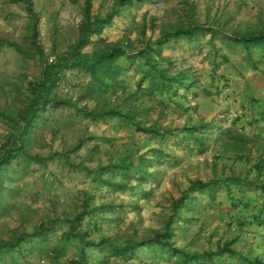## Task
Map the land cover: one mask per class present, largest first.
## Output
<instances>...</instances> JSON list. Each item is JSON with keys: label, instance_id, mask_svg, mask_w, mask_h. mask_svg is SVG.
<instances>
[{"label": "rangeland", "instance_id": "374dc122", "mask_svg": "<svg viewBox=\"0 0 264 264\" xmlns=\"http://www.w3.org/2000/svg\"><path fill=\"white\" fill-rule=\"evenodd\" d=\"M32 1L43 55L10 45L31 47V22L23 0H0V145L30 81L75 43L83 19L84 0ZM118 2L93 0L94 15L116 14L83 52H122L95 75L65 70L52 94L63 102L40 112L24 151L0 166V242L25 236L0 264H68L82 248L89 264H264V46L233 47L224 36L263 31L264 0ZM162 37L160 54L145 48ZM196 179L212 184L190 192L171 226L184 258L149 239ZM84 197L79 230L96 244L64 235ZM43 224L49 230L32 235Z\"/></svg>", "mask_w": 264, "mask_h": 264}, {"label": "trees", "instance_id": "16d2710c", "mask_svg": "<svg viewBox=\"0 0 264 264\" xmlns=\"http://www.w3.org/2000/svg\"><path fill=\"white\" fill-rule=\"evenodd\" d=\"M26 4V10L29 15L30 25L32 28L31 35L27 38L31 47L25 48L21 44L12 42L10 45L15 47L19 52L24 55H29L31 52L43 55L44 51L38 40V29L37 21L39 19L38 14L34 10V4L32 0H23ZM133 0H119L117 5H124L127 2ZM141 1V0H138ZM92 3L93 0H84L83 5V19L78 27V37L75 43L70 46L66 51L57 53L53 58H48L44 61L41 72L39 76L29 83V89L31 97L28 104L19 111L17 116L7 117L8 122L11 125V131L7 137L5 143L0 145V166L4 163L9 162L13 155H16L19 151H24L26 145V135L30 132V129L33 127L35 119L38 117L41 111L45 109L51 102L58 103L63 102L57 100L52 96L54 90L59 85L60 81L64 77V71L69 70L73 67H81L89 70L91 74L95 75L97 68L102 66L104 62L108 61L112 57L122 52L120 48L115 47L110 51L105 53H99L98 55L91 57L87 53L83 52L84 47H86L96 35H100L103 31L105 24L109 23L113 16L116 14V11L108 12L105 17L100 15H94L92 12ZM196 26V25H195ZM197 27H201L197 25ZM195 32L194 28L186 31V35L192 36ZM225 38L228 40V44L235 47L241 45L245 48H250L251 46H264V30L259 33H250V34H238V33H224ZM167 39L162 37L157 41L156 45H151L150 43L146 44V49L152 51L153 53L160 54V46L165 43ZM155 46V47H154ZM147 51L141 52V54H146ZM162 81L160 88L163 89L166 87L165 81L168 78L166 75L160 72ZM159 85V84H158ZM95 114V113H94ZM108 114V113H104ZM152 131L153 129H148ZM229 138L236 141H243L245 138L242 135H232L229 130L226 131ZM31 159H38V156L29 155ZM259 166V164L257 165ZM121 170H128L130 166L126 162H122L118 165ZM211 182H205L200 179L192 180L183 193L178 199L174 200L172 203L171 211L172 214L166 222V226L163 232L157 233L153 239H149V242L159 244L172 252L186 256L182 249H178L175 245V242L172 239V230L171 226L174 221V216L176 212L185 205L188 200L190 192H195L197 190L209 188ZM213 184H218L214 181ZM261 188L264 191V182L261 185ZM89 199L84 197L83 199V210L79 212L73 219L69 222L67 231L64 233L67 239L77 238L84 245L86 244H96L91 241H88V233L86 231L79 230V226L83 221L84 217L87 214L89 207ZM264 220V219H263ZM264 226V222L262 223ZM51 226V225H49ZM49 226L46 224L41 225L40 231L34 232L32 235L43 234L45 230H49ZM25 241L24 235H19L13 240L1 241L0 242V254L2 251L20 246ZM139 244V243H138ZM99 245V244H97ZM137 245V242L132 241L126 243L123 248L116 247V251L119 253H124L127 250H132ZM59 249V248H57ZM56 250V249H54ZM185 260V259H184ZM68 264H89L87 254L84 248H82L77 257H74L69 261ZM248 264H262V261L253 260L248 261Z\"/></svg>", "mask_w": 264, "mask_h": 264}]
</instances>
